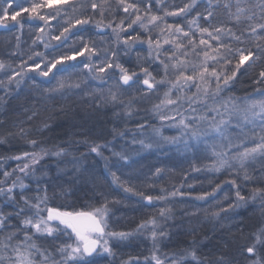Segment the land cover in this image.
I'll use <instances>...</instances> for the list:
<instances>
[{"label": "trees", "instance_id": "16d2710c", "mask_svg": "<svg viewBox=\"0 0 264 264\" xmlns=\"http://www.w3.org/2000/svg\"><path fill=\"white\" fill-rule=\"evenodd\" d=\"M90 2L77 0L78 10L75 13L70 8L65 11L73 19L90 16L93 20L112 22L113 27L121 20H124L126 27L132 18L123 12L117 0H108L102 17L99 10L93 12ZM96 2L99 4L100 0ZM127 2L136 3L138 0ZM188 2L190 0H165L164 8L172 11L174 6L182 7ZM256 2L250 0L253 5ZM7 3L12 4L8 9L9 17L13 10L29 7L28 0H0V8L6 7ZM212 3L214 6L209 9L208 0H196L187 15L166 17L167 23L181 24L185 31L191 27L197 40L200 34L196 26L188 24L197 17L199 26L210 30L225 26L239 35L247 27V22L237 24L229 19L228 10L224 7L225 0H212ZM81 4L84 7L81 8ZM140 7L144 9V3H140ZM209 10L213 11V18H207ZM152 11L163 15L155 2ZM232 11H235V6ZM254 11L259 15L258 8H254ZM45 12L54 14L55 8L46 9ZM62 17L63 12L61 17L50 21L52 28H49L29 13L22 12L17 21L8 19V28L0 31V61L5 65L4 69H0V81L7 85H0V181L4 179V172L18 166L15 157L25 152H41L42 149L46 153L27 174L19 175L20 181L27 186L23 191L16 188L12 194L14 199L0 195V211L5 215L14 214L8 224L15 226L6 227L0 232V237L12 232L18 233L15 239L23 237L21 221L24 215L30 216L32 213L27 210L22 197L35 203L33 198L43 195L46 188L49 207L91 211L106 204V230L130 233L123 244L114 246L112 257H86L91 264H125L130 258L134 262L138 258L139 264H148L145 258L151 261L149 256L154 250L169 254L166 257H170V261L173 258L177 261L183 259V264H251L258 258L264 261V246H256L257 255L245 251L264 229V194L255 191L264 189V157L257 155L243 166L233 157L226 158L230 166L218 167V159L204 156L205 152L200 150L203 144L199 149L188 148L187 152L173 146L163 150L148 146L151 143L145 140L144 134L161 127L162 121H166L161 116H171L170 108L161 104L168 85L151 92H146L145 86H142L145 77L141 68H148L156 80L164 76L159 60L149 54L146 43L149 34L153 40L159 38L157 28L149 26L148 32L134 25L135 32L132 29L127 33L121 32L118 41L111 28L97 29L95 24H91L71 37L76 41L77 48L81 45L80 37H83V42L98 49L97 55L90 60L79 57L77 61L70 62L74 67L66 64L65 70L56 72L55 77L52 74L44 77L26 68L22 70V62L32 64L28 57L34 52H44L49 59L69 52L72 47L70 43L55 50H46L43 46L66 26L60 22ZM41 27L44 28V41L33 44L41 35ZM129 33H139L141 41L131 47L123 44ZM258 35L264 37V32L258 31ZM203 38L208 39L206 35ZM180 39L187 43L185 38ZM221 39L225 44L236 46L229 36H222ZM245 39L247 43L239 46L251 48L258 58L245 62L238 70L233 62L227 70L229 74L235 70L236 76L218 97H209V105L217 106L229 98L238 101L264 96V80L259 75L264 71V51L256 48L257 43L264 47V41L252 36ZM51 43L57 42L53 40ZM172 51V46L163 45L160 60L171 64L165 53ZM112 52H116V57L111 56ZM176 55L180 57L181 54L177 52ZM33 59L40 62L36 57ZM187 59L195 61L191 55ZM81 60L101 66L106 61L114 65L119 63L129 73H137L139 80L134 84L130 82L131 87L123 86L118 69L93 73L83 67V63L79 62ZM18 71L21 72V76L16 77L19 84H9L8 77ZM97 76L102 79H97ZM133 79L136 80V77ZM61 80L64 87L58 88V81ZM211 87H215L214 81ZM191 92H195V88ZM110 93H116V102L110 100ZM175 96L176 92L173 91ZM184 103L188 108V103ZM154 105L161 107L157 111ZM193 107L197 111L191 114L205 113L204 106L198 104ZM33 140L37 142L36 145L29 143ZM97 145L100 146L99 151L93 152L92 148ZM61 149L64 150L61 156L53 155ZM122 156L126 158L122 159ZM157 169L161 171L157 173ZM113 174L118 180L114 179ZM245 175L251 179H245ZM173 191L183 195L170 196L169 193ZM237 191L245 198L244 202L238 201ZM205 193L208 195L205 196ZM147 196L165 199L149 202L145 199ZM19 209H25V212L15 215ZM152 218H155L157 228L153 229L149 224L147 228L137 231L142 222ZM149 230L157 232L155 241ZM63 241L61 233L59 239L42 237L37 243L41 244V248L55 253V245L64 244ZM192 251L196 253L195 260L188 255Z\"/></svg>", "mask_w": 264, "mask_h": 264}, {"label": "snow or ice", "instance_id": "6c2138e0", "mask_svg": "<svg viewBox=\"0 0 264 264\" xmlns=\"http://www.w3.org/2000/svg\"><path fill=\"white\" fill-rule=\"evenodd\" d=\"M28 2L29 7L20 8V11L13 10L10 17L8 9L12 7L11 3H7L6 7L0 8V26L6 27V21L8 19L17 21V18L24 12L29 13L32 17L42 21L49 28H52L50 21L56 20L57 17H61V13L63 12V17L60 22L66 24V26L62 27L59 35L52 36L47 42H44L43 46L46 50H55L70 43L72 47L69 48L68 53L60 54L52 59H49L44 52H34L28 57L29 60L33 61L32 64L27 65L26 61L22 62V70L26 68L27 71L38 72L39 75L44 77H48L50 74L55 77L56 72L65 70L64 66L66 64L74 67L75 65L70 64V62L77 61L79 57H86L90 60L92 56L97 55L98 49L90 46L88 42H83V37H80L81 45L77 48L75 47L76 41L71 40V37L76 35L77 32L86 30V26L91 24H95L97 29L111 28L116 34L118 41L121 32L127 33L129 29L135 32L134 25L148 32H150L149 26H151V28H157L159 38L153 40L149 34L146 43L149 47V54L154 55V59L159 60L160 64L163 66L164 77L160 80H156L148 68H141V72L145 77L142 81V86H145V91L151 92L158 85L167 84L168 90L164 93V99L161 101V104L164 106H175L178 108L182 102H187L188 108L186 111L196 113L197 110L193 105H204V114L191 116L181 115L176 125L182 128V134L188 135V137L195 142L193 146L216 138L225 139L224 133L229 127H235L238 130L240 134L235 137L238 143H233L232 140H229L226 150L216 152L215 146L209 145V147L212 148L213 155L218 159V167L228 165V160L225 157L228 151L232 149H237L233 155V159L238 160L241 166H243L246 161L255 159L257 155L264 157V135H259V142H257V134L254 127L258 122L261 133H264V100H254L242 109L236 106L231 98L217 106L207 103L209 97L215 99L222 91L227 89L230 82L236 76L235 70L230 74L227 70L230 65H233V62H235V69L238 70L245 62L258 58L251 48L241 47L239 45L247 43L245 39L246 36H252L258 41H264V37L258 35V31L264 32V0H257L254 5L250 3V0H225L224 7L228 10L229 19L235 21L237 24L247 22V27L241 31L239 35L230 27H212L211 30L208 27H200L197 22L199 17L188 21L189 26H196V30L200 34L199 40H197L196 36L191 31V27H189L188 31H185L183 25L168 24L166 20V17H181L187 15L195 5L196 0H190V2L185 3L182 7L174 6V10L172 11H168L164 8L165 0H138L136 3H128L127 0H117L123 12L132 16L126 27L124 26V20H121L113 27L112 22L104 23L102 19L93 20L90 16H80L73 19L68 15L65 9L70 8L71 11L75 13L78 10L77 0H28ZM153 2L160 6L163 15L153 13ZM140 3H144V9H141ZM107 5L108 0H100L99 4L96 0H91L89 6L93 12L99 10L102 17L105 6ZM208 5L209 9L214 6L212 0H208ZM216 6L219 5L217 4ZM233 6H235V11H232ZM80 7L82 8L84 5L81 4ZM53 8H55L54 14L45 12L46 9ZM254 8L259 9V15L254 11ZM142 11L143 15H141ZM213 17V11L209 10L207 12V18ZM160 25H163V27H160ZM39 32L41 35L37 37V40L33 41V44L37 41H44V28L41 27ZM205 35L208 39L203 38ZM222 36L231 37L236 46H233V44H225L221 39ZM181 37L187 40L186 44L181 41ZM53 40L57 43L52 44L51 41ZM138 41H141L139 33L135 35L129 33L127 38L122 42L131 47ZM214 43L215 46H213ZM163 45H170L173 48L170 54L165 53L167 59L172 61L171 64H167L163 60H160V52L163 49ZM256 48L258 51H264V47H262L260 43L256 44ZM177 52H180V57H177ZM190 55L196 58L195 61L187 59ZM111 56L116 57V52H112ZM33 57L40 59V62H36ZM79 62L83 63L82 60ZM58 65L60 66L59 68L57 67ZM4 67V63L0 61V69H4ZM83 67L93 73H104L106 70L118 69L120 73L119 79L123 86L131 87L130 82L134 84L139 80L137 73H129V70L123 65L119 63L114 65L111 61L104 62L102 66L92 63H83ZM170 67L177 75H175V78L172 80H166ZM259 75L261 80H264V71H261ZM20 76L21 72H15L14 75L8 77V83L15 82L18 85L20 81L16 80V77ZM133 77H136V80H134ZM97 79H102V77L97 76ZM212 81L215 82L214 88L211 87ZM0 85L7 87L4 81H0ZM75 86L79 87V85ZM63 87V80L58 81V88ZM192 87H195V92H191ZM185 90H187V92ZM173 91L176 92L174 99L172 98ZM110 100L112 102L117 101L116 93H110ZM160 107L161 105H154V110L158 111ZM177 115H180V113L177 112ZM217 117H219V119H217ZM161 119L175 121L176 117L161 116ZM233 119L237 121L234 125ZM201 122L207 124V128L204 131H200V129L195 126L199 125ZM249 126H253L251 135L244 133V128ZM140 128L142 129L143 126H140ZM156 131L158 132V130ZM171 139L174 141L178 138ZM133 142L135 143V141ZM249 142L254 144V146H245L246 143ZM29 143L36 145L37 142L33 140ZM140 143L143 144V141H140ZM99 147V145L93 147L92 151L98 152ZM63 152L64 150L61 149L53 153V155L61 156ZM42 154H46L43 149L41 152H25L21 156L15 157L17 160L27 158L29 161L28 163H24L23 167H19L17 170L27 174L31 166L39 163ZM121 158L124 159L126 157L122 156ZM160 171V169L156 170L157 173ZM3 175L7 178L11 173L4 172ZM113 177L118 180L115 174H113ZM245 179H251V177L245 175ZM0 183H6V180L0 181ZM232 183L235 184V181H232ZM26 187L27 186L22 181H13L6 188H0V195H5L9 199H14L12 195L14 190L19 188L23 191ZM217 187H219V185H217ZM127 190L131 191V189ZM255 191L264 194V189H257ZM169 195L175 197L177 195L182 196L183 193L173 191L169 193ZM204 195L206 196L208 194L205 193ZM236 197L240 202H244L245 200V198L240 195L239 191L236 192ZM22 199L27 206V210L32 214L30 216L24 215L21 221V230L23 232V238L21 240L13 243L18 233L12 232L5 237L4 242H0V264H37V257H39V264H91V261L85 259L86 257H92L94 253L97 255L100 253H112V249L108 245L109 238L123 239L130 235V233L126 232L106 231V218L108 214L106 204L98 208H93L91 211H66L61 210L59 207H49V197L46 188L43 189V195H37L33 198L35 203L30 201L27 197H22ZM145 199L151 202L153 199H165V197L154 198L152 196H147ZM24 212L25 209H19L15 215H20ZM163 214L164 210L161 211L162 216ZM12 215L14 214L10 213L5 215L0 211V232L6 227H15L14 225L8 224ZM149 224L153 229L158 227L155 218H152L149 221L142 222L138 226L137 231L147 228ZM29 232H31V235ZM61 233L67 234L72 242L55 245V253L46 248H41L34 241V237L36 236L50 237L56 240L59 239ZM160 235H163V233H160ZM151 236L155 241L157 239V232L153 230ZM258 244L264 246V229L256 235L255 242L251 246H247L245 251L248 254L257 255L256 246ZM188 255H190L193 260L196 259L195 251L189 252ZM57 256H59V259L56 258ZM145 260L148 261V258L146 257ZM151 260L155 261V264H164V261L155 254L152 255ZM125 264H139V260L137 258L134 262L130 258ZM171 264H183V259L177 261L173 258ZM251 264H264V261L258 258L253 260Z\"/></svg>", "mask_w": 264, "mask_h": 264}, {"label": "rangeland", "instance_id": "374dc122", "mask_svg": "<svg viewBox=\"0 0 264 264\" xmlns=\"http://www.w3.org/2000/svg\"><path fill=\"white\" fill-rule=\"evenodd\" d=\"M162 69H163V66H162ZM163 71H164V69H163ZM175 75H177V73H174L172 71L171 67H170L169 68V71H168V76L166 77V80H172V79H174L175 78ZM165 85L166 84H164V87H165ZM161 87H162V85H158L153 91H157ZM164 87L162 89H164ZM194 88L195 87H192L191 88V91H193ZM185 91L187 92V90H185ZM172 98L174 99L173 95H172ZM254 100L255 101L264 100V96L256 97V98H252V99L238 100V101H234V103H235L236 106H238L239 108L242 109L248 103H250V102H252ZM220 104H223V102L219 103L218 105H220ZM200 106H204V105L203 104H200ZM164 107L170 108V115L171 116H175L176 117V120L175 121H172V120L162 121L161 127L157 129L158 132L156 130H150V131H148L147 134H144L146 136L145 137V140L147 142L151 143L150 145L148 144V146L149 147H152V146L153 147H156L155 150L156 149L157 150H163V149L171 148V146H173V147H176L177 149H182V150L184 149L185 152H187L188 151V148H192L193 147L195 149H199V148L202 147V144H203V148H201L200 150H203L205 152L204 153V156H211V159H217V157L215 155H213L212 148L209 147V145H214L216 152H222V151H224V150L227 149V145H228V141L229 140H232L233 143H238V141L235 139V137L237 135H239L240 133L238 132V130L235 127H229L225 131V133H224L225 139L216 138L214 140H208L206 142L198 143V144H195V146H193L195 142L192 141L188 137V135L182 134V132H183L182 128H180L179 126H176V125H177V122L180 120L181 115H183V116H191V115H194V114H191L189 111H186L187 107H185V103L184 102H182L179 105L178 108L175 107V106H169V107L168 106H164ZM230 107H231V105H230ZM177 112H179L180 115H177ZM199 115H201V114H199ZM217 119H219V117H217ZM236 122L237 121L235 119H233V125ZM195 126L198 127L200 129V131H204L207 128V124L204 123V122H201L199 125H195ZM252 127L253 126L245 127L244 128V133H246L248 135H251V133H252ZM254 127H255V132L257 134V142H259L258 141L259 135H264V133H261V131H260V125H259L258 122L255 124ZM167 134H169V136ZM170 137L171 138H178V139H175L174 141L172 139H170V140L169 139H165V138H170ZM245 146H247V147H253L254 144H252V143L249 142V143H246ZM236 151H237V149H232L231 151H228L227 156L225 158H231V157H233V155H234V153ZM42 156H43V154H42ZM15 162H16V165H18V166L17 167L15 166L14 168H12L9 171H7V172L11 173V175L9 177H7V178L4 177V179L2 181H5L6 180V183H0V188H6L13 181H20V180H22L21 178H19V175L22 174V173L20 171H18L17 169L19 167H23V164L24 163H28L29 161H28L27 158H25V159H22V160L15 159ZM34 166L35 165L31 166L30 170ZM106 231H111V230H106ZM143 233H144V235L146 234L144 230H143ZM150 233H151V231H150ZM62 236H63V240H64L63 242L64 243H71L72 242L68 238V235L67 234L62 233ZM5 237H6V235L3 236V237H0V242H4ZM22 238L23 237L21 236L20 238L15 239L13 241V243H16V241L21 240ZM39 239H42V236H36L35 239H34V241H35V243L37 245L40 246L41 244L37 243V240H39ZM125 240H126L125 238H123V239H120V238H109L108 239V245L113 250V248H114L115 245H117V244H123V242ZM42 248H45V247H42ZM153 254H155L162 261H164V264H171V261L169 259L170 257H166V255H169V254L164 255L161 252H159L157 250H154L150 254L149 257L151 258ZM109 255L112 257V253L111 254H108V253H100L99 255H97L95 253L92 257H87V258L97 259V258H99L101 256H109ZM161 255H163L164 257H160ZM56 258L59 259V256H57ZM147 262H148V264H149V262L151 264H153V263L155 264V261H152V260L151 261L148 260ZM37 264H39V257H37Z\"/></svg>", "mask_w": 264, "mask_h": 264}, {"label": "water", "instance_id": "95a60500", "mask_svg": "<svg viewBox=\"0 0 264 264\" xmlns=\"http://www.w3.org/2000/svg\"><path fill=\"white\" fill-rule=\"evenodd\" d=\"M6 25H7V24H6ZM7 28H8V25H7L6 27H2V26H0V31H1V30H6ZM94 254H95V253H94ZM94 254H93V255H94Z\"/></svg>", "mask_w": 264, "mask_h": 264}]
</instances>
